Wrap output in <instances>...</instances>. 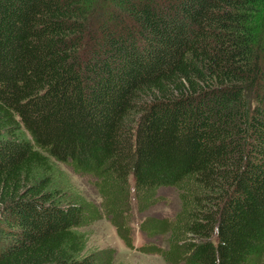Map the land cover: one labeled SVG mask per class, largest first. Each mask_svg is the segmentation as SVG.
<instances>
[{
  "label": "trees",
  "instance_id": "1",
  "mask_svg": "<svg viewBox=\"0 0 264 264\" xmlns=\"http://www.w3.org/2000/svg\"><path fill=\"white\" fill-rule=\"evenodd\" d=\"M61 163L131 247L128 186L176 185V220L143 227L167 248H141L264 264V0H0V264H116Z\"/></svg>",
  "mask_w": 264,
  "mask_h": 264
},
{
  "label": "rangeland",
  "instance_id": "2",
  "mask_svg": "<svg viewBox=\"0 0 264 264\" xmlns=\"http://www.w3.org/2000/svg\"><path fill=\"white\" fill-rule=\"evenodd\" d=\"M261 6L258 5V8ZM61 166L68 172L72 182L86 196V198L97 202L101 215L91 223L81 226L80 229L86 232L88 241L87 249L104 248L112 253L116 264H169L164 256L158 252L145 251L141 246L147 242L157 247L167 248L170 229L167 231L149 232L143 227L147 223L160 222L166 219L168 223L176 220L177 213L182 208L181 189L176 185L161 186L156 189L149 201L139 199L134 193L132 185L128 186L126 203L123 215L128 219L130 225V240L133 246H129L123 239L120 232L122 225L115 228L112 214L107 212L104 206V199L99 194L98 179L90 173H76L69 164L61 163ZM118 225V224H117ZM141 248V249H140ZM178 264H183L180 262Z\"/></svg>",
  "mask_w": 264,
  "mask_h": 264
}]
</instances>
